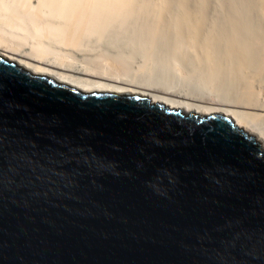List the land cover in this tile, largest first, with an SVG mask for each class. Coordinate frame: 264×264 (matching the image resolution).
Returning <instances> with one entry per match:
<instances>
[{
    "label": "water",
    "instance_id": "water-1",
    "mask_svg": "<svg viewBox=\"0 0 264 264\" xmlns=\"http://www.w3.org/2000/svg\"><path fill=\"white\" fill-rule=\"evenodd\" d=\"M0 264H264V146L0 56Z\"/></svg>",
    "mask_w": 264,
    "mask_h": 264
},
{
    "label": "bare ground",
    "instance_id": "bare-ground-1",
    "mask_svg": "<svg viewBox=\"0 0 264 264\" xmlns=\"http://www.w3.org/2000/svg\"><path fill=\"white\" fill-rule=\"evenodd\" d=\"M260 2L264 18V0ZM208 6L207 0H0V56L81 91L137 94L186 113L227 115L264 146V99L260 97L261 87H257L264 78V23L260 17L262 24L258 18L259 25L251 26L229 11L222 19L224 25L221 20V25L219 21L213 24L207 17ZM129 25H135V31L139 27L137 42L143 53L147 52L138 67L131 66L134 59L130 63L129 57L133 55L119 47L120 52L107 47L109 52L103 50L105 47L99 50L102 38ZM160 35L173 40L166 50L172 53V60L161 64L162 69L173 67L168 69H175L180 77L174 78L168 69L155 72L149 67ZM95 41L100 42L99 48L90 46ZM185 49L194 50L191 54L206 66L201 72L203 85L193 82L192 86L189 76L184 75L181 63ZM221 73L235 77L239 87L230 94H207V81L219 83L216 79Z\"/></svg>",
    "mask_w": 264,
    "mask_h": 264
},
{
    "label": "rangeland",
    "instance_id": "rangeland-1",
    "mask_svg": "<svg viewBox=\"0 0 264 264\" xmlns=\"http://www.w3.org/2000/svg\"><path fill=\"white\" fill-rule=\"evenodd\" d=\"M194 1V0H193ZM208 1V3H209V5L210 6H208L209 8H207V14H209V15H207V17H209L210 19H208V20H212V22L211 21H209L210 23H213V21H216V23L217 24H219V25H221L224 21V18L225 17H227L228 15H227V13H229L230 14V12L231 13H233L234 14V16L236 15V17H238L239 19L241 18V20L242 21H244L245 23L246 22H249V24L251 25V26H254V27H257L261 22L262 23H264L263 21H264V18H262L263 16H262V11H261V0H207ZM211 1V2H210ZM258 1V2H257ZM217 5H219V6H217ZM228 7V8H227ZM227 8V9H226ZM229 9V10H228ZM230 11V12H229ZM221 12V13H220ZM224 14H225V16H224ZM227 15V16H226ZM260 15V16H259ZM212 16V17H211ZM213 16H214V18H215V20H214V18H213ZM221 16V17H220ZM231 16L232 17H234L232 14H231ZM262 18V21H261V18ZM212 18V19H211ZM217 18H218V20H217ZM243 18V19H242ZM258 18L260 19V20H258ZM223 19V20H222ZM220 20H221V22H220ZM259 22H258V21ZM218 21H219V23H218ZM261 21V22H260ZM208 22V23H209ZM252 22V23H251ZM259 24H258V23ZM215 23V22H214ZM213 23V24H214ZM215 23V24H216ZM253 23H254V25H253ZM257 23V24H256ZM261 23V24H262ZM134 24V23H133ZM213 24H210L211 26L213 25ZM135 25H138V23H135ZM134 25V26H135ZM209 25V26H210ZM218 25V26H219ZM222 25H224V23L222 24ZM129 26H131V25H129ZM129 26H127V27H129ZM133 26V25H132ZM132 26L131 27H129V28H126V29H124L123 30V28L122 29H114L115 31H112V32H110L107 36H105L104 38H102L101 40L103 41H101L100 40V42L102 43L101 45H100V42H97V41H95V43H92V44H90V46L92 45V47L94 48V47H96V46H98L97 48H99V45H100V47L101 48H99V50L101 49L102 50V48L103 47H105L103 50H105V49H107V48H111V50L110 49H107L106 51L107 52H109L108 50H110V51H115V52H120V50H119V48L122 50V51H124V53L126 54V52L125 51H130V53H128L127 52V54H129L130 56H131V54L133 55V56H131V57H129V58H131L130 59V63H132V59H134L133 60V64H131V66L133 67V65H135L136 67H138V64L140 63V62H142V60L144 59V57L147 55V52H145V53H143V51H142V47H141V45H140V47H139V43L137 42V40H139V39H137V38H139L140 37V34H138V33H136V32H138V31H140L138 28V26L136 27V29H137V31H135V28H132ZM133 26V27H134ZM215 26V25H214ZM213 27V26H212ZM128 29V30H127ZM214 29H215V27H214ZM123 30V31H122ZM127 30V31H126ZM120 31V32H119ZM135 31V32H134ZM168 31V30H167ZM167 31H165V33L167 32ZM117 34H116V33ZM119 32V33H118ZM141 32V31H140ZM115 33V34H114ZM122 33V34H121ZM167 33H169V32H167ZM166 33V34H167ZM172 31H171V33H170V36L172 35ZM161 34V33H160ZM163 34V33H162ZM161 34V35H162ZM166 34H164V35H166ZM174 34V33H173ZM113 35V36H112ZM116 35V36H115ZM117 35H118V37H117ZM119 35L121 36L122 35V37L120 38L119 37ZM132 35V36H131ZM137 35V36H136ZM159 36V37H161V38H159V41L157 42L156 41V44H155V46H154V50H153V54H152V58H151V60L149 61L150 63H148L149 65H151V66H149L150 68H152L153 70H155V72H161L163 69H162V67L163 66H161V64L162 65H164V64H168V58H170L171 60H172V53H170V52H168L169 50H168V48H169V45H170V47H171V43H172V39H169L168 40V35L167 36H165L166 38H167V40L168 41H166L164 38L165 37H163V36ZM170 36H169V38H170ZM110 39H109V38ZM114 37V38H113ZM115 37H117V38H115ZM163 37V38H162ZM174 37V35H172V37L171 38H173ZM119 38H120V40H119ZM107 39H109V40H107ZM122 39V40H121ZM163 39V40H162ZM174 39V38H173ZM112 40H113V43H114V40H115V43L113 44L112 43ZM119 40V41H118ZM171 40V41H170ZM106 41V42H105ZM129 41V42H128ZM131 41V42H130ZM134 41H136V43L134 42V44H133V42ZM97 42V43H96ZM109 42V43H108ZM129 43V46H128V43ZM169 42H171V43H169ZM98 43H99V45H98ZM120 43V44H119ZM125 43H126V45H125ZM132 45H131V44ZM158 43V44H157ZM165 43V44H164ZM93 44H94V46H93ZM96 45V46H95ZM116 47H114V46ZM168 45V46H167ZM110 46V47H109ZM120 46H122V47H120ZM131 46V49L132 50H134V52L129 48ZM158 46V47H157ZM107 47V48H106ZM119 47V48H118ZM123 47H124V50H123ZM97 48H95V51H97L98 52V50H97ZM127 50H126V49ZM140 48H141V50H140ZM114 49V50H113ZM118 49V50H117ZM129 49V50H128ZM139 49V50H138ZM100 50V51H101ZM166 50H168V51H166ZM186 50V51H185ZM184 50V52H183V55L185 56V57H183L182 59V61H183V63H181V64H183V67H182V71H183V73H184V75L185 76H189V77H191V78H187V79H189V84L190 83H193V82H196L195 84H198V86H199V83H202V84H200V85H203V82H202V73L201 72H204L207 68H205L206 66H202V65H200L199 64V59H198V57H197V55H194L195 53H194V50H191V49H185ZM189 50H190V52H189ZM140 51H142V52H140ZM144 51H146V50H144ZM165 51V52H164ZM189 52V54H186V53H188ZM191 51H193V53L194 54H191ZM132 52V53H131ZM156 52V53H155ZM155 53V54H154ZM198 53V52H197ZM146 54V55H145ZM199 54V53H198ZM141 55V56H140ZM154 55V56H153ZM164 55V56H163ZM177 55V54H176ZM180 57H182L180 54H178ZM192 55H194V56H192ZM144 56V57H143ZM161 56V57H160ZM166 56V57H165ZM168 56V57H167ZM200 56V55H199ZM155 57H156V59H155ZM176 57L177 56H175L174 57V59H176ZM142 58V59H141ZM162 58V59H161ZM163 58H166V59H163ZM178 59H180L181 60V58H179V57H177ZM194 58H196V59H194ZM186 59V60H185ZM167 60V61H166ZM171 60H169V62H171ZM179 60V61H180ZM192 60V61H191ZM135 61V62H134ZM181 61V62H182ZM189 62V63H188ZM193 62V63H192ZM164 63V64H163ZM195 63V64H194ZM141 64V63H140ZM139 64V65H140ZM197 64V65H196ZM203 64V63H202ZM205 64V63H204ZM157 66V67H156ZM166 66V65H165ZM136 67H134V68H136ZM160 67H161V69H160ZM170 67V66H169ZM168 67V68H169ZM168 68H166V69H168ZM170 68H172L173 69V67H170ZM189 68V69H188ZM165 69V67H164V70L163 71H165L166 70ZM199 69V70H198ZM159 70H161V71H159ZM177 70V69H176ZM162 71V72H163ZM170 71V72H169ZM173 71V70H172ZM171 71V69H168V73L170 74V75H172L173 74V77L175 76V75H177L178 76V74L179 73H177L178 71H175V69H174V73H171L172 72ZM197 71V72H196ZM177 73V74H176ZM189 74V75H188ZM225 75L223 74V73H221L220 74V76H219V78H217L216 80H218V82L219 83H209V81H207V87H206V91L205 92H207V94H209V93H215V94H221V92L222 93H231L233 90H235L236 88H237V86L239 87V83H238V81L236 82L235 81V77L233 78H230L229 76H225ZM178 77H180V76H178ZM175 78V77H174ZM193 79L195 80V81H193ZM197 79V80H196ZM224 79V80H223ZM230 79V80H229ZM192 81V82H191ZM199 81V82H198ZM217 82V81H216ZM194 83L192 84V86L193 85H195ZM214 84H216V85H214ZM258 84V83H257ZM256 84V85H257ZM215 86V87H214ZM258 86H260L261 87V95L262 96H260V97H263L262 99H264V78H263V82H262V80H261V83L260 84H258L257 85V87ZM230 88V89H229ZM263 88V89H262ZM215 89V90H214ZM228 89V90H227ZM208 90V91H207ZM227 90V91H226ZM226 91V92H225ZM204 92V93H205ZM209 92V93H208ZM227 93V94H228ZM123 94H127V93H123Z\"/></svg>",
    "mask_w": 264,
    "mask_h": 264
}]
</instances>
